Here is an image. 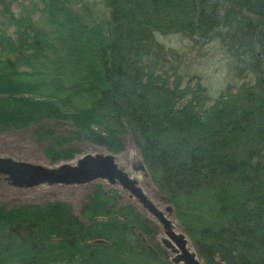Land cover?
<instances>
[{"label": "trees", "instance_id": "trees-1", "mask_svg": "<svg viewBox=\"0 0 264 264\" xmlns=\"http://www.w3.org/2000/svg\"><path fill=\"white\" fill-rule=\"evenodd\" d=\"M212 46L233 78L210 94L183 52ZM44 120L77 131L46 146L52 163L75 137L113 152L131 137L203 264H264V0H0V130L43 141ZM82 215L1 203L0 264H175L117 190Z\"/></svg>", "mask_w": 264, "mask_h": 264}, {"label": "rangeland", "instance_id": "rangeland-1", "mask_svg": "<svg viewBox=\"0 0 264 264\" xmlns=\"http://www.w3.org/2000/svg\"><path fill=\"white\" fill-rule=\"evenodd\" d=\"M11 7L15 11H19L15 2L11 4ZM160 39L170 47H179V45L183 47L188 44L186 40L183 43V40L179 37L163 36ZM209 49L210 51L200 54L193 51L191 55L188 51H184L183 64H189L187 70L190 69L191 71L194 70L196 74H203L204 83L208 86L210 94H213V92L216 93L217 89L226 86L232 80L233 68L231 64H227L226 59L223 58L219 49H216V46H212L213 50ZM42 125H47L53 130V135L46 137L43 141L39 140L35 134L36 125H30L22 129L0 130V159L12 160L17 162L18 166L34 165L56 169L63 164H78L81 159L88 155H111L114 158V164L124 173L132 171L136 174L137 186L152 203L165 213L166 217L172 222L174 229L185 234L183 226L176 219L175 213L166 211L171 204L154 184L143 162L141 152L131 137L125 140V147L120 152L110 151L106 147L97 145L84 137H75L68 142L69 147L78 150L75 156L69 160L52 163L46 153V146L59 136H75L77 131L71 124L58 121L44 120ZM134 167H137V169L134 170ZM99 187L106 192L113 189L117 190L120 204L136 208L156 228L157 233L153 236L154 242H159L167 247L172 258L177 256L179 250H177L176 244L167 236L164 224L144 206L141 199L131 194L120 182L115 181L113 183L108 178H99L87 183L77 184L49 181L37 182L31 185L24 182L18 184L6 168L0 167V204L4 203L8 206L59 200L69 203L75 214L85 221L82 209L89 202V196L93 195ZM188 244L193 251H196L192 242L189 241ZM175 264H183V260L175 262Z\"/></svg>", "mask_w": 264, "mask_h": 264}, {"label": "water", "instance_id": "water-1", "mask_svg": "<svg viewBox=\"0 0 264 264\" xmlns=\"http://www.w3.org/2000/svg\"><path fill=\"white\" fill-rule=\"evenodd\" d=\"M8 170L16 183L33 184L37 182H57L65 184L87 183L99 178H108L111 182L116 179L130 192L139 197L145 206L154 214L165 227V232L170 240L176 244L179 253L173 257L175 262L183 260V264H203L196 251H193L188 242L187 235L176 231L172 222L165 213L152 203L146 194L135 185L134 181L114 164L111 155H88L78 164H63L59 168L52 169L34 165H17L12 160L0 159V167ZM167 212H174L170 205Z\"/></svg>", "mask_w": 264, "mask_h": 264}, {"label": "flooded vegetation", "instance_id": "flooded-vegetation-1", "mask_svg": "<svg viewBox=\"0 0 264 264\" xmlns=\"http://www.w3.org/2000/svg\"><path fill=\"white\" fill-rule=\"evenodd\" d=\"M128 137H126V139H127ZM125 139V140H126ZM135 169L134 170H136L137 169V167H134ZM123 171V170H122ZM126 175H128L133 181H134V183H135V185L137 186L138 185V179H137V177H136V174L135 173H133L132 171H130V172H128V173H126ZM116 181H118L117 179H116ZM119 182V181H118ZM114 183V182H113ZM131 194H133L132 192H131ZM133 195H135V194H133ZM136 196V195H135ZM139 198V197H138ZM140 199V198H139ZM144 206H145V204H144ZM146 207V206H145ZM136 209V208H135ZM145 218V217H144ZM147 219V218H146Z\"/></svg>", "mask_w": 264, "mask_h": 264}]
</instances>
